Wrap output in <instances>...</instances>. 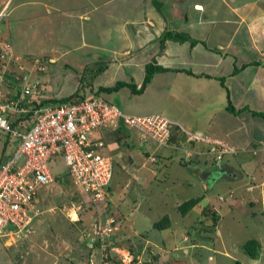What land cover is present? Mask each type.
Wrapping results in <instances>:
<instances>
[{
    "label": "rangeland",
    "instance_id": "obj_1",
    "mask_svg": "<svg viewBox=\"0 0 264 264\" xmlns=\"http://www.w3.org/2000/svg\"><path fill=\"white\" fill-rule=\"evenodd\" d=\"M100 29L96 30L98 34L90 28L80 35L73 31L61 35L65 41L60 47L71 50L54 64L39 59L40 63L34 65L38 70L32 79L36 83L33 96L44 100L46 105H53L61 99L92 94L115 104L125 114L158 113L171 118L173 113H180L183 103L179 101L180 96L170 92V76L163 72L165 68L160 66L157 55H153L155 60L148 63L154 70L142 94L134 93L124 85L111 90L100 88L103 74H108L107 62L92 58L95 51L81 45L83 37L87 41L95 39L105 46L110 39L108 30L96 39L95 35L102 33ZM183 31L180 35L187 37ZM158 37L154 38L153 45L159 43ZM175 38L179 39V36ZM4 45L0 42V48ZM98 54L102 59L109 57L103 50ZM2 66L0 62V68ZM11 67L18 69L17 65ZM116 81L122 80L112 78L108 87L113 88ZM210 92L216 94L213 89ZM180 93L184 92L181 90ZM217 97L220 98L219 94ZM184 109L188 116L195 115L189 105ZM99 130L95 135L105 140L100 151L112 156L113 160L109 208H106L107 204L104 207L95 201L93 207L89 197L81 196L63 156L60 153L53 156L48 162L53 180L37 190V203L42 213L33 217L30 225L33 231L17 239L16 242L24 241V246L18 243L19 249L15 252L7 248L14 261L19 262V256L27 255L32 262L34 255L42 252L40 264H50L53 260L56 264H64L65 260L71 264H135L133 256L138 253L150 255L152 251L158 253L157 258L150 255V260L142 262L137 256L138 264H264V185L261 184L264 174L257 164L262 161V156L250 157L248 163L242 164V175L237 166L236 178L213 183L211 179L222 173L214 170L209 155L205 166L197 165L195 154L186 157L181 150L156 146L151 139H141L137 129L131 128L130 137L123 136L117 144L112 130ZM15 145L16 141L0 130V159L7 157ZM180 146L184 148L182 144ZM233 155L224 153L220 162L225 163L227 159L236 162ZM198 196H202L203 201L182 215L178 206ZM206 206L208 210L205 211ZM209 208L218 216L214 228L211 227L212 211ZM165 215L169 217L170 225L155 227L154 222ZM112 216L118 218L111 238L113 245L108 248L104 241L99 240L97 244L91 241L88 234L92 232V224L98 218L105 221ZM106 237L101 238L110 243ZM249 238H256L261 244L257 259L249 257L241 248ZM90 241L97 246L93 247ZM12 242L9 237L8 243ZM106 253L112 256L110 260H102ZM26 258L22 264L26 263Z\"/></svg>",
    "mask_w": 264,
    "mask_h": 264
},
{
    "label": "crops",
    "instance_id": "obj_2",
    "mask_svg": "<svg viewBox=\"0 0 264 264\" xmlns=\"http://www.w3.org/2000/svg\"><path fill=\"white\" fill-rule=\"evenodd\" d=\"M155 1L0 0V42L9 45V67L22 66L33 81L34 59L54 64L71 50L60 47L65 41L61 35H68L70 31L80 35L86 29L95 32L101 28L102 33L95 35L98 39L108 30L110 39L105 46L95 39L81 38V45L95 51L92 58L107 62L108 74H103L101 86L119 77L124 86L129 88L127 84H133L139 88L146 65L155 60L153 55L159 56V64L165 68L163 72L170 76V92L180 96L179 101L183 103L181 112L173 113L171 119L185 124L189 130L225 140L236 149L233 153L236 162L230 159L220 162L214 170L222 174L211 179L212 182L236 178L237 166H240L239 174L242 175V164L254 156L263 158L257 161L263 175L264 0ZM183 30L187 37L166 36L182 34ZM162 35L163 39L160 38ZM156 37L160 41L153 45ZM102 50L109 57L102 59L98 54ZM144 88L138 93L145 92ZM5 89L10 92L9 88ZM211 89L216 94H212ZM11 91L15 93L14 88ZM187 105L194 109L193 117L185 113ZM230 106L234 110H230ZM161 147L181 150L186 157L191 156L184 153L185 148L192 150L197 165L207 164L206 144L195 142L189 145L185 140L179 143L171 140ZM261 184L264 185V176ZM16 241L8 243L7 237L0 238V264H22V260L25 261L27 255L19 256V262L9 256L7 248L15 252L19 249L18 243L19 246L25 244L22 240ZM41 249L44 252L43 246ZM41 255L42 252L36 253L32 262L26 258L23 264H40ZM150 255L157 258L158 253L151 251ZM150 255L139 254L138 257L150 260ZM50 264H56V260ZM64 264L71 263L65 260Z\"/></svg>",
    "mask_w": 264,
    "mask_h": 264
},
{
    "label": "built area",
    "instance_id": "obj_3",
    "mask_svg": "<svg viewBox=\"0 0 264 264\" xmlns=\"http://www.w3.org/2000/svg\"><path fill=\"white\" fill-rule=\"evenodd\" d=\"M7 49V44L0 48L3 65L0 68V130L12 137L16 145L0 165V238L11 237L15 241L32 232L30 224L33 217L42 213L37 203V190L53 180L48 162L59 153L81 193L90 194L95 202L105 207V186L112 175L113 160L112 156L100 151L104 141L95 132L115 129L119 119L128 127L137 129L141 139H151L161 146L169 143L172 129H178L184 134L186 142L208 146L206 152L212 157L214 167L220 163L224 153L233 154L236 151L225 140L189 130L165 115L125 114L114 104L92 94L56 105H20L33 92L36 83L30 80L22 66L11 70ZM33 62L38 65L37 59ZM8 75L19 80L21 91L16 100L7 97L8 90L4 86ZM9 113H31L33 121L26 130L12 127L7 119ZM193 153L192 150L187 151L188 155ZM113 221V217L106 218L104 222L98 218L92 224L91 234H88L92 237L91 241L95 236L104 241L101 237L114 231Z\"/></svg>",
    "mask_w": 264,
    "mask_h": 264
},
{
    "label": "trees",
    "instance_id": "obj_4",
    "mask_svg": "<svg viewBox=\"0 0 264 264\" xmlns=\"http://www.w3.org/2000/svg\"><path fill=\"white\" fill-rule=\"evenodd\" d=\"M173 34V33H172ZM172 34H167L166 36H171ZM174 35V37L175 36H179V38H181V36L182 35H180V33H174L173 34ZM183 37V36H182ZM37 59V58H36ZM36 59H34V60H36ZM33 60V61H34ZM38 61H39V59H38ZM39 63H40V61H39ZM38 63V64H39ZM35 67V66H34ZM149 67H150V65L148 66V65H146V73H145V76H144V79H143V82L141 83V86L139 87V88H136V86H134L133 84H127L128 86H129V88L134 92V93H138V92H140L142 89H143V87H145V85L148 83V81L150 80V76L152 75V70H154V67L153 68H151L150 67V69H149ZM36 68V67H35ZM157 68H158V66H157ZM36 70H38V69H36ZM7 84L5 85V88H9L10 89V92L9 93H7V97L9 98V99H11V100H16L18 97H19V94H20V88H19V80H16V79H14V78H12V76L11 75H8L7 76ZM125 83H123V82H121V81H116L115 82V86L113 87V88H111V87H108V85H105V86H101L100 88L101 89H106V90H111V89H117L118 87H120V86H122V85H124ZM12 88H14L15 89V93L14 94H12V91H11V89ZM35 89H36V87H35ZM99 99H101V98H99ZM27 100H29V101H27ZM67 100H69V98L68 99H64V100H60L59 102H57V103H61V102H64V101H67ZM102 100H105V99H102ZM106 101V100H105ZM25 102V103H24ZM24 102H20V105H30V106H32V105H36V106H42L43 104H44V101L43 100H40V99H36V98H34L33 97V93H31L29 96H27L25 99H24ZM27 102V103H26ZM107 102H109V101H107ZM43 103V104H42ZM57 103H55V104H53V105H56ZM109 103H111V102H109ZM111 104H113V103H111ZM115 105V104H114ZM116 106V105H115ZM120 110V109H119ZM230 110H234V108H233V106L231 107L230 106ZM121 111V110H120ZM122 112V111H121ZM124 113V112H123ZM264 115V114H263ZM7 119H8V122L10 123V125L12 126V127H17V128H19V129H22V130H26V129H28L29 128V126H30V124L32 123V121H33V118H32V116H31V113H20V114H15V113H13V114H8L7 115ZM130 129L132 128V127H129ZM128 128V126L122 121V119H119V121L117 122V127L115 128V129H113L112 130V132H113V135H114V139H115V141H116V144L117 143H119L120 141H121V138L123 137V136H125V137H130V129ZM133 129H135V128H133ZM8 136V135H7ZM174 137L175 139H173V138H171V137ZM177 136V137H176ZM171 140H174V142H177L178 141V143H179V141H183V140H185V136H184V134L183 133H181L178 129H172V132H171V135H170V139H169V141H171ZM105 141V140H104ZM195 142L194 141H190V142H188V144L189 145H192V144H194ZM179 145H181V143L179 144ZM182 150H184L183 148H181ZM206 149V151H207V149H208V146H207V148H205ZM186 150V149H185ZM184 150V151H185ZM187 151H189V150H186L184 153H186V155L188 156V154H187ZM11 154V153H10ZM10 154L7 156V157H2L1 159H0V165L3 163V161L6 159V158H8L9 156H10ZM197 155H198V153H196ZM192 155H194V154H192ZM200 155V154H199ZM56 179H59L58 177L56 178ZM110 180H111V178H110ZM110 180H109V182H110ZM109 182H108V184L105 186V192H106V204L108 205V207H106V208H109V202H108V192H109V188H110V186H109ZM79 191H80V189H79ZM81 192V191H80ZM81 196H85V198L86 197H89V199H90V201H91V204H92V206L93 207H95V202H94V200L92 199V197H91V195L90 194H81ZM203 197L202 196H198V197H191V198H189V199H187V200H185V201H183L179 206H178V209L180 210V212L182 213V215H185L189 210H190V208H192V207H194L195 205H198L199 203H201L203 200ZM205 211L206 210H208V206H206L205 208ZM210 209V208H209ZM211 210V209H210ZM212 212H211V214H212V216H211V219H212V221H211V227L212 228H214L215 226H216V224H217V219H218V216H217V214L215 213V211H213V210H211ZM113 218H114V221L112 222V226H114L116 223H117V220H118V218H116V217H114V216H112ZM79 220V219H78ZM104 222V221H103ZM31 225V224H30ZM155 227H158V228H164V227H167L166 225H170V220H169V217L168 216H164L163 218H161L160 220H157V221H155L154 222V224H153ZM91 229V228H90ZM32 231H33V228H32ZM87 232V231H86ZM86 232L84 233V236L86 235ZM113 233L114 232H112L109 236H107L106 237V241H109L110 243H107V242H105V240H104V242L103 243H106V245H107V247L109 248V246L112 244L113 245V241H112V236H113ZM86 237V236H85ZM96 238H94V242L97 244V242L99 241V240H101L100 238H97V236H95ZM86 239V238H85ZM102 241V240H101ZM89 243H91V242H89ZM95 243H91L92 244V246L93 247H95V246H97ZM260 246H261V244H260V242L256 239V238H249V239H246L243 243H242V246H241V248H242V250L244 251V253L245 254H247L249 257H251V258H253V259H257L258 257H259V254H260ZM92 247V248H93ZM111 247V246H110ZM107 248V249H108ZM140 253H138V255H139ZM137 255V256H138ZM137 256H133L132 257V260H135L134 261V263H136V262H138V260L139 259H137ZM112 258V256L110 255V253H106V256L105 257H103L102 256V260H110L111 258ZM152 258V257H151ZM148 259L147 258H145V257H142V259H141V261L143 262V261H147ZM138 264V263H137Z\"/></svg>",
    "mask_w": 264,
    "mask_h": 264
},
{
    "label": "clouds",
    "instance_id": "obj_5",
    "mask_svg": "<svg viewBox=\"0 0 264 264\" xmlns=\"http://www.w3.org/2000/svg\"><path fill=\"white\" fill-rule=\"evenodd\" d=\"M209 156H210V155H209ZM219 164H220V163H219ZM219 164H218V165H219ZM218 165H217V166H218ZM217 166H215V167H217Z\"/></svg>",
    "mask_w": 264,
    "mask_h": 264
},
{
    "label": "water",
    "instance_id": "obj_6",
    "mask_svg": "<svg viewBox=\"0 0 264 264\" xmlns=\"http://www.w3.org/2000/svg\"><path fill=\"white\" fill-rule=\"evenodd\" d=\"M148 260H149V258H148Z\"/></svg>",
    "mask_w": 264,
    "mask_h": 264
}]
</instances>
